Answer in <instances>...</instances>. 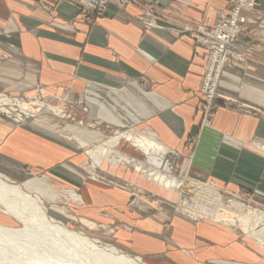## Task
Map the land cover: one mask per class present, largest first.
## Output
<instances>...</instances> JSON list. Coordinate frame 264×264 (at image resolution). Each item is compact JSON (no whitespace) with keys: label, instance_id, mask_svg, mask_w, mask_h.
<instances>
[{"label":"crops","instance_id":"obj_1","mask_svg":"<svg viewBox=\"0 0 264 264\" xmlns=\"http://www.w3.org/2000/svg\"><path fill=\"white\" fill-rule=\"evenodd\" d=\"M232 3L112 2L94 19L88 9L67 0H0V83L10 90L43 86L78 93L92 115L116 124L142 123L157 131L152 133L170 153H185L186 158L178 156L190 173L211 179L218 190L264 201V0L238 16L237 46L246 59L224 68L218 91L230 99L229 106L217 100L208 127L201 126L198 107L209 51L188 34H180L184 24L217 25ZM3 123L0 172L11 179L25 177L24 182L36 171L52 169L80 187L85 205L79 208L92 218L99 219L97 211L106 207V197L121 202L117 208L121 220L139 232L115 229L113 240L143 263L264 264L258 242L229 225L177 215L165 229L164 223L171 220L154 213V205L144 197L128 206L125 190L88 180L86 171L72 162L85 156L72 147L76 141L63 140L59 134L63 132L54 126L52 132L49 123ZM41 123L46 127L38 128ZM163 230L167 233L162 235Z\"/></svg>","mask_w":264,"mask_h":264},{"label":"bare ground","instance_id":"obj_2","mask_svg":"<svg viewBox=\"0 0 264 264\" xmlns=\"http://www.w3.org/2000/svg\"><path fill=\"white\" fill-rule=\"evenodd\" d=\"M71 1L74 2L75 0ZM112 2L119 4L117 0H109L107 5ZM254 8V5H249V7H241L240 11ZM197 25L184 24L183 26L187 30L195 28ZM204 26L208 27L207 25ZM206 27L204 28L207 29ZM203 45L208 51L213 50L208 42H203ZM237 50L242 53V60H245L244 52ZM244 51L247 50L244 49ZM214 56L212 55L211 58L207 59L206 66L208 63L212 65ZM234 61L241 60H233L232 62ZM229 64H231V60L223 65ZM199 90L202 91L201 85ZM2 99L0 100L1 114L14 117L16 123H28L33 119L47 122L58 128V131L68 129L74 136L72 138L81 141L76 142L81 148L86 144H92L93 147L86 150V153L92 158V162H89L91 170L89 171L94 176L92 178L111 185L107 180L100 178L99 172H96L97 168H103L106 160L111 162L113 166H118L119 163L123 164L124 161V165L127 164V167L131 166L142 171L148 181L164 187L168 191L167 196L170 198H172V193L176 188L185 187L180 199L181 203L193 204L195 209L203 213V216L232 226L244 235L256 239L264 249V211L256 207L249 208V204L240 197L224 195V192L216 187L206 186L189 179L181 181L173 174L166 173L168 169H179L180 164H177L176 167L174 162L170 160L175 157V152H171L172 156L169 155V159L165 158L161 162L158 161L159 158L152 155L167 151L166 145H163L152 132L137 133L133 130L137 133L135 134L129 131H121L106 139L103 138L101 131H93L87 127L78 128L76 125L62 126L59 123H53L54 119L63 116V112L44 101H35V104L26 103L22 101L23 99ZM123 137L126 138L128 145L134 147L138 153L147 155L143 160L144 162L140 160L136 162L137 159L126 155V157L118 156L119 159L115 156L118 153L119 140ZM72 138L69 137L73 140ZM124 165H122L123 169ZM123 169L118 172L121 177L127 176ZM3 173L0 172V214L3 215L0 217V264H43L46 259H48V263L44 264H144L140 256L135 255L125 246L120 247L116 242L107 243L103 239L93 238L72 227L70 223L81 224L90 228L95 227L97 223L89 218L78 217L67 207L47 204V199L42 196L50 193L51 190L43 184V179H40L41 181L28 180L23 182L22 179L25 177L11 179ZM33 188L39 189V192L33 191ZM138 191L142 194L146 192L141 188ZM65 192L70 194L73 201L78 204L83 199L79 193H75L72 189L65 190ZM189 215L193 218L197 217L192 213ZM10 219H15L21 225L17 227L10 225L7 222Z\"/></svg>","mask_w":264,"mask_h":264},{"label":"rangeland","instance_id":"obj_3","mask_svg":"<svg viewBox=\"0 0 264 264\" xmlns=\"http://www.w3.org/2000/svg\"><path fill=\"white\" fill-rule=\"evenodd\" d=\"M67 1H70L72 3H76L77 5L81 6L82 8L88 9L84 5V3H82V2H75V1L73 2L71 0H67ZM130 1L131 0H128L125 3L118 4V5H120V6L127 5ZM257 1L258 0H256L254 6H256ZM231 8H233V3H232ZM88 11H89V9H88ZM242 11L243 10H241L239 13L241 14ZM226 12H229V11H226ZM222 16L223 15H221L219 23H221L223 21ZM98 17H100V13L98 11H94L93 12V18L97 19ZM181 28H182V31L180 32V34H182V33L188 34L190 37L195 39V41L197 43L203 45V43L201 41H199L196 37H194L193 34H191L190 32L184 31L183 26ZM239 36H240V34L238 33L237 40H238ZM208 58H210V51L208 52ZM216 63H217L216 61H214L212 63V65L210 63H208V66L204 67V73H203L202 82H201V88L203 89V91H199L201 98H200V103H199L198 109H199V112L201 113V126H205V127L210 126L212 123V120L215 118V117H213L214 112L216 114V111L214 108H216V106L218 105L216 101L217 100L225 101L226 107L229 106V102H230L229 101L230 99L227 96L220 94V92L218 91V84H219V81L221 79L222 72L226 66L223 65V67L219 69V72H216ZM1 85H2V87H1L2 90H0V100H3L2 98H4V99L9 98V99H16V100H18V99L22 100L23 99L22 101H24L26 103L30 102V103H35V104L37 101L41 100L50 106L61 109L63 112V116H62L63 118L62 117L56 118L53 120V123H59L62 126H67L69 124V125H76V126H78V128H84V127L86 128L87 127L88 129L93 130V131H101L103 136H104L103 138H106V139L113 137L116 133L121 132V131H125V132L129 131V132L137 134V133H141V132L149 130L151 132L157 133V131L149 128L147 125H144L142 123L133 125L130 123H125V124L122 123L125 121H118V123L121 122L122 124H116L115 122H111V121L106 120V119L103 120L97 115H94V114L92 115L87 110V105L85 103V100L83 98H81L78 95V93L74 94L73 92H71L69 90H66V91H63L62 93H59L58 91H48L43 86H40L37 89H35L34 91H26V90L19 91V90L14 89V88H12V90H13L12 91L10 89H6L5 84H1ZM42 91H45L46 94L43 95L41 93ZM212 92H215V95L213 96V98H211ZM47 96H52V97L49 99V97H47ZM244 109L245 108L243 107V110ZM0 118L4 119L3 121L0 120V124H2L3 122L14 123V121H15L14 117L7 116L5 114H1V112H0ZM123 120H125V119H123ZM41 124L42 125H38V128L46 127V123L44 125H43V123H41ZM3 125H5V124L3 123ZM48 125L51 127V130L53 132L55 130L53 125H51V124H48ZM132 127H134V129ZM38 130H41V129H38ZM133 130L137 131V133ZM62 132L63 133H59V132L58 133L60 134V137L63 138V140L68 141L67 138L74 137V136H72L73 134L70 131H68V129L64 130ZM64 137H66V138H64ZM72 139L73 140H71V142L76 141L74 138H72ZM77 141H80V140L78 139ZM128 144L129 143L126 141L125 137H123L121 140H119V144L117 146L118 147L117 148L118 153L115 155L117 158L120 155L121 156L126 155L130 158L137 159L136 160V162H137L139 160L143 161L147 157V155H145L144 153H138L134 147H132L131 145L129 146ZM72 147H74L75 149L77 148L78 151H82L83 154L85 155L83 157H80L81 156L80 155L78 160H77V157L74 160L72 159V162H75L77 165H79V167H81L83 170L86 171L88 180H92L93 183L96 182V183H99V184L104 185V186H109L110 188L116 189L117 191L125 190V192H127L128 196H129L128 206H131V204L134 201H136L137 197H144L152 205H154V209H153L154 213H156V214H160V212L164 213V214H166V216H164V217L167 218L168 220H171V221H167L166 223H164L165 229L168 226H171V223L173 222L172 218H174L177 215L185 217V218L188 217V218L193 219V216L191 217V215H189L192 213L194 215H197V217H196L197 219H200V218L201 219H210L208 217L203 216L202 212L195 209L196 207L193 204L186 205V204L181 203L180 199L182 196V192L185 191V187L176 188L174 190V192L172 193V198H170V196H167L168 191L164 187H162L160 184H155L150 180L148 181L147 178L144 177L145 174H143L142 171H138V170L134 169V167H131V166L127 167V164L124 165V161H123V164L119 163L118 166H113L111 162L106 160L103 168H97L96 172L97 173L99 172L98 174H99L100 178L107 180V182L111 183V185H109L108 183L105 184V183L101 182L100 180L92 178L93 173L90 172L91 170L89 167V162H92V158L89 154L86 153V150L90 147H93V145L92 144H86L85 146H82V148H81L78 146V144H72ZM67 149L69 152H71V149H69L68 147H67ZM172 149H175V148H172ZM177 151L179 153L183 154V156H181V157L186 158V155L182 150H177ZM74 152H77V151L75 150ZM178 154L174 155L175 157L173 158V160L172 159H170V160L172 162H174L176 167H177V164H180L179 169H177V168L168 169L166 171V173L169 172L170 174H173L174 176H176L181 181H186L187 179H189L190 181L193 180L195 182L204 184L206 186H211V187L213 186L214 187L213 181L211 179L203 178L202 176H200L198 174H194L193 172L190 173V171L187 170V162H185V160L184 161L181 160L180 157L178 156ZM152 155L159 158V160H158L159 162H161V160L164 161L165 158L169 159L170 156H172L170 151H168V150L165 152H160L158 154L154 153ZM4 156H6V155L4 154ZM109 160L111 161V159H109ZM122 165H124V169H123ZM24 169H25L26 173H31V168L25 167ZM122 169L126 171L127 176L121 177V175L118 173ZM42 170L43 171H40V170L36 171V172H38V173H35L36 176L33 175L31 177V179H29V180L41 181L40 179H43V181H42L43 184L48 186V188L51 190L50 193H48V194L46 193V195L42 196V197H45L47 199V201H48L47 204L50 203L51 205L53 204V205L60 206V207H67L69 209V211L73 212L78 217L81 216V217H84L86 219L90 218V219H93L94 221H96V223H97V225L95 227H91V228L83 226L81 224L70 223V225L72 227H74L75 229L83 231L93 238L103 239L107 243L116 242L115 240H113V238L115 237V234H116L115 229L122 228V230L130 232L131 234L139 232V229H137V227H135L133 225L128 227L127 224L121 220L120 213H119L120 211L117 209L122 205L121 202L119 203L118 201L113 200L109 196H108L109 198H107V197L105 198L103 205L106 207H103V208H101V210L97 211V215L99 216V219H101L103 222H105V224H104V223L100 222L99 219L92 218V217L84 214V212H81L82 209L79 207H82L83 205H85V201L83 199L78 204L75 201H73L72 196L70 194L65 192V190L72 189V191H74L75 193H79V195L82 196L80 190H78V189H80V187L78 185H76L74 182H73L74 183L73 184L71 181H68L66 179H62L58 175H55L53 173L52 169H51V171L49 169H42ZM102 174H104V175H102ZM116 174H118V175H116ZM57 180H60L61 182L58 183ZM128 187H130V188H128ZM140 188L144 189L146 191L145 194H142L141 192L138 191ZM221 189L223 190L224 195H227L229 197L230 196L232 197L233 195H238L241 197L242 200L251 204L252 206H256V207H259L261 209H264V201H262L260 199V196L241 195V194L234 193V192H228L227 190L225 191V189H223V188H221ZM34 190H36V189L33 188V191ZM154 199L156 202L154 201ZM162 201L165 203H163V204L161 203V205H159L157 203V202H162ZM252 206L249 205L248 207L250 208ZM107 208H110V210H108ZM2 216L3 215L0 214V217H2ZM6 219H8V218L6 217ZM7 222L10 225L16 226V227L21 225V223L18 221H15V219H12V220L10 219ZM230 227H232V226H230ZM166 233H167V231H165V230L162 231V235L166 234ZM240 233H242V232H240ZM45 261L48 263V259H46ZM46 262H44V263H46ZM144 264H148V263L144 260ZM158 264H160V263H158ZM237 264H242V263L239 262Z\"/></svg>","mask_w":264,"mask_h":264},{"label":"built area","instance_id":"obj_4","mask_svg":"<svg viewBox=\"0 0 264 264\" xmlns=\"http://www.w3.org/2000/svg\"><path fill=\"white\" fill-rule=\"evenodd\" d=\"M109 0H75L82 2L91 12L98 11L100 14L104 11ZM119 4L125 3L128 0H117ZM256 0H233V8L230 12H223V21L218 23L213 28H208L204 25H197L195 28L185 29L194 35L199 41L208 42L213 50L210 51V58L215 55L212 63L216 61V72L223 67V64L229 60H242L240 52H238L237 35L239 33L238 16L241 7L253 6ZM206 27L207 29H205ZM203 91V89H202ZM215 92L211 93V98Z\"/></svg>","mask_w":264,"mask_h":264}]
</instances>
